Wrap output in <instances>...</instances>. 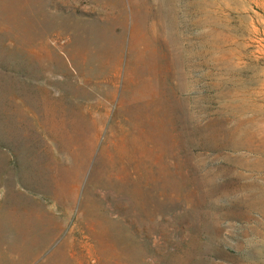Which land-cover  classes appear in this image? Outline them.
<instances>
[{"label":"rangeland","instance_id":"obj_1","mask_svg":"<svg viewBox=\"0 0 264 264\" xmlns=\"http://www.w3.org/2000/svg\"><path fill=\"white\" fill-rule=\"evenodd\" d=\"M0 264H264V0H0Z\"/></svg>","mask_w":264,"mask_h":264}]
</instances>
